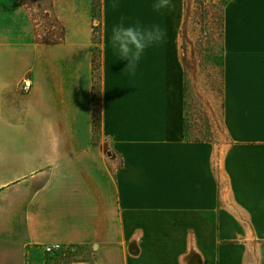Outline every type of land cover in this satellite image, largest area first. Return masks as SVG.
<instances>
[{"label": "crops", "instance_id": "1", "mask_svg": "<svg viewBox=\"0 0 264 264\" xmlns=\"http://www.w3.org/2000/svg\"><path fill=\"white\" fill-rule=\"evenodd\" d=\"M153 2L100 0L95 121L93 0H49L57 44L26 0H0V264H47L49 244L94 264H264V0L224 7L222 141L186 130V0ZM121 18L164 32L135 71L110 43Z\"/></svg>", "mask_w": 264, "mask_h": 264}, {"label": "rangeland", "instance_id": "2", "mask_svg": "<svg viewBox=\"0 0 264 264\" xmlns=\"http://www.w3.org/2000/svg\"><path fill=\"white\" fill-rule=\"evenodd\" d=\"M27 11L33 21L36 41L56 40L63 34L61 26L51 29L52 22L45 18V8H50L49 0H26ZM229 0H186L182 44L187 50L186 68L188 70L186 88L185 118L188 137L191 140H224L222 126V96L220 94V73L214 59L219 44L221 17ZM93 100L95 121L99 118L101 89V22L99 17L100 0H93ZM54 18L55 15L52 12ZM56 35V36H55ZM24 87V82H23ZM107 156L106 154H104ZM93 247L76 245L62 248L58 255H46L47 264H94L96 260Z\"/></svg>", "mask_w": 264, "mask_h": 264}, {"label": "clouds", "instance_id": "3", "mask_svg": "<svg viewBox=\"0 0 264 264\" xmlns=\"http://www.w3.org/2000/svg\"><path fill=\"white\" fill-rule=\"evenodd\" d=\"M167 3L168 0H154L152 8L160 12ZM163 38L164 32L159 25H142L139 22L126 24L123 18L113 25L109 37L112 48L120 60L127 62L125 68L129 71H135L146 51Z\"/></svg>", "mask_w": 264, "mask_h": 264}, {"label": "trees", "instance_id": "4", "mask_svg": "<svg viewBox=\"0 0 264 264\" xmlns=\"http://www.w3.org/2000/svg\"><path fill=\"white\" fill-rule=\"evenodd\" d=\"M94 5V4H93ZM51 7V6H50ZM44 12H45V18L48 20V21H50L51 19V21L50 22H52L51 23V25H50V28L51 29H53V28H55L56 26L55 25H53L54 23H56V24H58L59 26L57 27V28H55V29H53L54 30V32H55V30L56 29H59L61 26H60V24H59V22H58V20L56 19V18H54L53 16H52V11H51V9L50 8H45V10H44ZM223 13H224V10H223ZM223 13H222V17H221V26H220V33H219V44H218V48H217V52L215 53V57H216V59H217V63H216V69H218V71H219V73H220V84H221V87H220V94H221V96H222V65H223V58H222V47H221V40H222V30H223ZM61 31H63L62 33L63 34H61L62 36H60V37H58L56 40H53V39H50V41H48V42H43V41H41V43H44V44H57V43H61V42H63L64 41V29L61 27ZM56 36V35H55ZM183 49H184V52H185V62H186V57H187V50H186V47H185V45H183ZM185 71H186V77L188 76L187 74H188V70H187V68H186V65H185ZM186 88H187V84H186ZM186 88H185V107H186ZM185 124H186V118H185ZM186 126H187V124H186ZM186 130H187V133H188V129H187V127H186ZM190 139V138H189ZM194 141H203V140H194Z\"/></svg>", "mask_w": 264, "mask_h": 264}, {"label": "built area", "instance_id": "5", "mask_svg": "<svg viewBox=\"0 0 264 264\" xmlns=\"http://www.w3.org/2000/svg\"><path fill=\"white\" fill-rule=\"evenodd\" d=\"M63 246L61 244H49L44 246V250L49 255H58L62 252Z\"/></svg>", "mask_w": 264, "mask_h": 264}, {"label": "water", "instance_id": "6", "mask_svg": "<svg viewBox=\"0 0 264 264\" xmlns=\"http://www.w3.org/2000/svg\"><path fill=\"white\" fill-rule=\"evenodd\" d=\"M109 156H111V153L110 152H107Z\"/></svg>", "mask_w": 264, "mask_h": 264}, {"label": "bare ground", "instance_id": "7", "mask_svg": "<svg viewBox=\"0 0 264 264\" xmlns=\"http://www.w3.org/2000/svg\"><path fill=\"white\" fill-rule=\"evenodd\" d=\"M76 264H84V263H76Z\"/></svg>", "mask_w": 264, "mask_h": 264}]
</instances>
